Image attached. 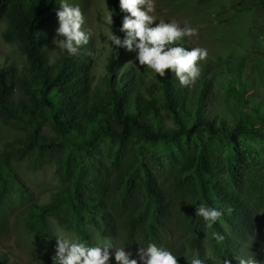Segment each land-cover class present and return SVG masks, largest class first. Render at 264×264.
Masks as SVG:
<instances>
[{
	"label": "trees",
	"instance_id": "16d2710c",
	"mask_svg": "<svg viewBox=\"0 0 264 264\" xmlns=\"http://www.w3.org/2000/svg\"><path fill=\"white\" fill-rule=\"evenodd\" d=\"M105 1L122 26L125 13L119 0ZM254 1L255 7L264 8V0ZM66 2L81 10L89 5V0ZM60 3L0 0V21L7 25L3 37L27 60L24 72L0 68V117L28 129L25 142L9 143L0 151V220L14 210L8 193H28L12 164L29 157L37 168L47 152L58 162L55 179L63 188L51 205H33L28 215L23 211L21 229L28 237L34 231H40L37 240L49 234L46 220L54 208L60 218H67L76 216L75 205L80 204L93 209L135 253L153 243L172 252L180 264L185 246L196 251L206 247L217 259L232 262L239 247L254 236L250 209L258 208L256 198L264 197V187L256 181L264 183V160L240 155L238 146L241 137L264 139V111L245 96L242 67L231 89L247 108H241L231 126L217 123L218 116L207 119L210 63L198 85L185 88L171 70L162 79L147 68L139 73L133 65L122 78L115 70L121 50L114 48L103 81L93 87L88 54L75 59L61 48L51 53L47 46L59 23ZM119 29L117 36L123 40ZM103 141L112 145L100 150ZM259 202L264 205V198ZM202 203L222 212L212 228L196 216ZM175 237L186 238L179 249L171 242ZM30 242L34 236L28 238L29 248ZM8 262L0 251V264Z\"/></svg>",
	"mask_w": 264,
	"mask_h": 264
},
{
	"label": "rangeland",
	"instance_id": "374dc122",
	"mask_svg": "<svg viewBox=\"0 0 264 264\" xmlns=\"http://www.w3.org/2000/svg\"><path fill=\"white\" fill-rule=\"evenodd\" d=\"M88 0H86L87 2ZM155 11L150 13L154 16V23L164 21L170 23L176 21L183 28L185 24L198 29V35L188 38H181L176 44L187 43V50L194 47L207 49L208 56L206 60L200 61L198 66L203 69L210 63V71L206 77L210 83V109L207 119L216 117L217 123L225 122L229 126L233 125L239 115L242 106L238 101V96L231 89L233 81L242 75L246 80L247 98H251L255 104H259L264 111V8L255 7L254 0H154ZM244 5H247L245 8ZM108 12V3L104 0H90L86 12L83 14L85 23L82 30L90 31L91 38L88 46L83 47L91 52V70L89 77L92 78L93 87L99 86L106 73V63L112 48L108 36L110 35V26L106 22ZM6 22L0 21V68L10 66L16 71L24 72L27 67L26 57L21 53L19 47L5 41L3 34L6 30ZM59 25L50 34L47 40V46L51 47L56 53L59 48L54 44L57 37L56 30ZM230 60V61H229ZM137 72L144 71L135 62ZM242 67V74L239 75L238 69ZM152 73H154L152 71ZM195 85H198V80ZM164 115L165 112L163 113ZM167 124L173 127V123L167 120ZM27 128L23 124L13 121H6L0 117V151L5 152V146L9 143L25 142ZM49 132L48 134H50ZM53 138L56 137L51 133ZM209 138V134H204ZM57 140V139H56ZM111 141H103L99 145L100 150H105L111 146ZM238 146L241 148V154L251 155L252 158L264 160V139H252L241 137L238 140ZM243 153V154H242ZM55 158H50L45 152L40 160V165L34 168L32 160L24 157L20 163H13L11 168L14 174L21 180L23 187L27 190V196L18 195V191H11L7 194L6 200L11 201L14 210L10 213H4L0 220V251L5 253L9 261L8 264H53L52 257L56 254V249L50 252L45 242L40 241L37 245L30 242L28 246V236L22 231L23 211L28 215L32 205L45 206L52 203L55 192L60 189L58 181L55 179V171L58 162ZM148 166L153 167L154 162L148 157ZM223 172L226 170L222 169ZM72 188V184L67 182ZM63 188V187H62ZM28 209V210H27ZM83 211V210H82ZM49 217L48 219H50ZM87 236L92 241V247L99 246L95 228L91 225L87 227ZM56 237L66 235L71 239V234L64 231H56ZM185 237L171 238L172 244L176 249L182 246ZM26 245V249L20 243ZM90 246V245H89ZM117 248H125L130 251L126 245ZM116 247L112 250L115 251ZM46 250L49 255L38 256L35 250ZM185 256L180 264H191V259L196 256L204 260V264H223L214 258L208 248H202V251L192 250L185 246ZM132 258H136V253L132 251ZM240 256L254 258L264 264V231L259 230V236H256L249 246L241 250ZM43 257L44 259H40ZM109 264H116L114 254ZM238 264V263H236Z\"/></svg>",
	"mask_w": 264,
	"mask_h": 264
},
{
	"label": "clouds",
	"instance_id": "9594fccd",
	"mask_svg": "<svg viewBox=\"0 0 264 264\" xmlns=\"http://www.w3.org/2000/svg\"><path fill=\"white\" fill-rule=\"evenodd\" d=\"M105 2L108 3V1ZM119 7L120 11L125 13L122 19V26L118 24V18L113 17L108 3L109 14L106 17V22L110 26L108 40L112 48L107 58L106 67L113 49L120 48L121 55L118 57V65H116L115 70L122 78H124L127 70L138 61L139 66H146L147 69L152 70L162 79L166 77V71L171 70L181 87H193L202 76H200L201 69L198 63L206 60L208 56L207 49L194 47L191 50H187L189 47L187 43L179 45L176 42L184 37L197 36L198 29L192 28L187 24L181 28L176 21L154 23L155 18L150 15V13L155 11L154 0H119ZM86 10H81L78 6H70L66 0H61L60 8L56 12L59 23L52 30L54 31L59 25L56 34L57 37H62V39H54L53 43L62 50H66L69 55H73L75 59L88 54L91 68V52L88 53L91 50L83 48L88 46L87 44L91 38L90 31L82 30V25L85 23L83 14ZM117 27L122 32L123 40L117 36ZM53 62V60H50V63ZM256 181L264 187V183L259 180ZM212 188L208 189L210 195L214 194ZM249 197H246V199ZM263 198V196L260 197V199ZM260 199L256 198L255 200L256 205L260 204L258 208L254 210L249 208L252 213L254 236L239 247L238 254L232 262L228 259H218V261L223 264H260L254 256L248 258L240 256L241 250L249 246L256 236H259V230L264 231V205L259 202ZM53 201L54 196L52 203ZM37 206L42 208L47 205ZM54 209L51 210V218L48 219V217L46 220L49 234L37 240L40 231H34L28 237H35V242L33 243L35 245L40 241L45 242L50 252L56 249V254L52 257L53 264H109L113 254L116 264H178L177 257L172 252L159 248L153 243H149L147 247H139L135 254L136 258H132V251L134 250L122 238L114 236L110 225H105L102 219L94 213L93 209L76 204V216L67 218H60L58 213L54 212ZM196 216L202 217L206 226L212 228L222 216V212L202 203L196 208ZM34 225L37 227L36 224ZM89 225L95 228V233L100 242L99 246L92 247V241L88 238L86 232ZM56 231L70 233L71 239L66 235L56 237ZM213 235L218 241L223 240V236L218 233ZM123 244L131 252L126 251L125 248H117ZM115 247L117 249L113 251L112 249ZM40 251L45 252L46 255L50 254L46 250L39 249H36L35 253L40 256ZM213 257L216 259L215 256ZM191 264H204V260L194 256L191 259Z\"/></svg>",
	"mask_w": 264,
	"mask_h": 264
}]
</instances>
